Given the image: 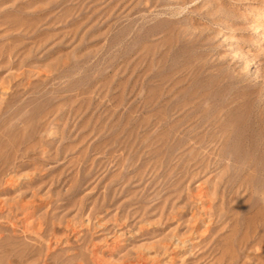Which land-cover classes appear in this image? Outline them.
<instances>
[{
  "label": "rangeland",
  "instance_id": "1",
  "mask_svg": "<svg viewBox=\"0 0 264 264\" xmlns=\"http://www.w3.org/2000/svg\"><path fill=\"white\" fill-rule=\"evenodd\" d=\"M0 264H264V0H0Z\"/></svg>",
  "mask_w": 264,
  "mask_h": 264
}]
</instances>
